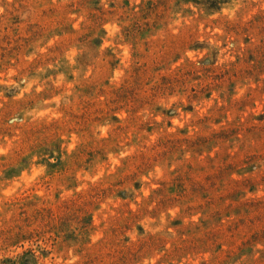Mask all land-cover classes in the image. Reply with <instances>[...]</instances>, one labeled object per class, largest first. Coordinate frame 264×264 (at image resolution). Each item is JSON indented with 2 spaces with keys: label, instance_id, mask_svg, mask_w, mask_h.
<instances>
[{
  "label": "rangeland",
  "instance_id": "rangeland-1",
  "mask_svg": "<svg viewBox=\"0 0 264 264\" xmlns=\"http://www.w3.org/2000/svg\"><path fill=\"white\" fill-rule=\"evenodd\" d=\"M0 264H264V0H0Z\"/></svg>",
  "mask_w": 264,
  "mask_h": 264
}]
</instances>
